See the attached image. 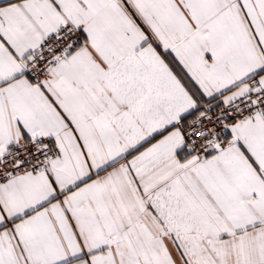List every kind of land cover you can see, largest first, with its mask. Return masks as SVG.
Here are the masks:
<instances>
[{"label":"snow or ice","instance_id":"1","mask_svg":"<svg viewBox=\"0 0 264 264\" xmlns=\"http://www.w3.org/2000/svg\"><path fill=\"white\" fill-rule=\"evenodd\" d=\"M0 264H264V0H0Z\"/></svg>","mask_w":264,"mask_h":264}]
</instances>
